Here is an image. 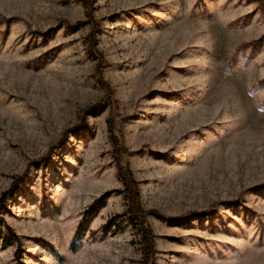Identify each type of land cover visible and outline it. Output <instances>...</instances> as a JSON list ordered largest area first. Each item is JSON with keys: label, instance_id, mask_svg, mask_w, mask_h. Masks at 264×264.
<instances>
[{"label": "rangeland", "instance_id": "obj_1", "mask_svg": "<svg viewBox=\"0 0 264 264\" xmlns=\"http://www.w3.org/2000/svg\"><path fill=\"white\" fill-rule=\"evenodd\" d=\"M14 180L0 264H264V0H0Z\"/></svg>", "mask_w": 264, "mask_h": 264}, {"label": "trees", "instance_id": "obj_2", "mask_svg": "<svg viewBox=\"0 0 264 264\" xmlns=\"http://www.w3.org/2000/svg\"><path fill=\"white\" fill-rule=\"evenodd\" d=\"M74 126L75 125H73L72 128H74ZM45 156H46V154L41 156L40 159H44ZM16 178H19V177H16ZM15 182H16V180L13 181L12 185L10 186V189L5 190L2 193V196L0 197V205H3L4 200H5L6 196H7V192H9V191H11L13 189V185H14ZM136 195H137V193L135 191L133 192V190H132L131 194H130L129 206H128V209H127V211L129 212L128 219H129L130 223H133L132 226L134 227V229L136 231H142V233L144 235V239L147 241L148 240V236H149L148 232H147V227L145 226L144 222L142 220H140V218H138V216H139V214H138L139 207H138L137 196ZM86 212H85L84 218H86V214L89 213L88 211H86ZM204 212L205 211L199 210V211H195L194 213H196V215L199 216V215L204 214ZM184 215H187V214H184ZM87 216H90V214H88ZM117 216H119V214H115L114 217L110 218L109 222H107L105 225H103V230L104 231H108V230H113L114 231V229H118L119 227H121V226H119L118 223H115V219H116ZM1 220H2V217L0 216V222H1ZM113 223L118 225V228L116 227V228L111 229V225ZM8 231L10 233L9 227H8ZM14 240H17V236L16 235L15 236H11V234H8L7 236H5L3 238V242L2 243L5 244V245L6 244L8 245V244L13 243ZM69 247L73 251L77 248V242H76L75 237L72 239L71 244H70ZM54 253L57 255V257H58V259L60 261L63 260V256L57 254V252H55V251H54Z\"/></svg>", "mask_w": 264, "mask_h": 264}, {"label": "bare ground", "instance_id": "obj_3", "mask_svg": "<svg viewBox=\"0 0 264 264\" xmlns=\"http://www.w3.org/2000/svg\"><path fill=\"white\" fill-rule=\"evenodd\" d=\"M254 261V260H253Z\"/></svg>", "mask_w": 264, "mask_h": 264}]
</instances>
